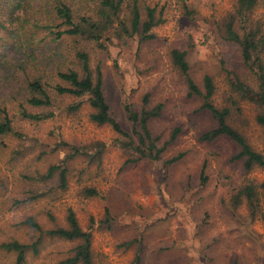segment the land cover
<instances>
[{
	"label": "rangeland",
	"instance_id": "rangeland-1",
	"mask_svg": "<svg viewBox=\"0 0 264 264\" xmlns=\"http://www.w3.org/2000/svg\"><path fill=\"white\" fill-rule=\"evenodd\" d=\"M146 1L165 7L164 21L153 29L156 39L141 41L111 33L110 39H102L107 47L82 37L77 47L88 52L94 72L101 68L112 113L124 128H133L124 105L138 107L150 93L152 106L164 104L163 115L151 122L153 132L161 136L160 144L181 128L163 160L184 156L168 166L162 160L128 162L131 153L116 142L121 136L110 125L90 119L93 109L87 97L53 93L54 104L46 109L53 115L29 121L20 112L23 95L17 100L1 96L0 118L7 112L15 132L0 138V241L31 238V232L20 226L27 216L51 225L47 209L64 224L67 208L73 207L82 227L92 232L95 264H129L137 251L142 264H264V190L258 188L253 217L245 198L237 205L233 202L245 186H259L264 169L248 171L243 160L234 161L238 146L229 138L201 139L216 121L209 111L198 110L202 98L189 96L170 57L174 47L186 50L190 73L201 87L206 74L213 77L212 101L230 107L229 122L264 153V130L256 121L259 108L231 90L223 68L224 63L257 85L239 46L225 40L220 31L235 0ZM250 17L264 30V0ZM77 47L67 50L73 62ZM23 78L17 72L16 88ZM95 141L105 143L100 162L90 163L84 154L63 161L70 147ZM52 164L68 167L67 189L60 186L58 174L48 182L38 179ZM50 187L53 190L44 198L29 199L32 191ZM86 187L96 188L98 195L87 196ZM128 241L134 243L126 247ZM73 245L47 237L41 255L31 257L28 264L53 263L67 256ZM6 260L0 251V264Z\"/></svg>",
	"mask_w": 264,
	"mask_h": 264
},
{
	"label": "trees",
	"instance_id": "trees-1",
	"mask_svg": "<svg viewBox=\"0 0 264 264\" xmlns=\"http://www.w3.org/2000/svg\"><path fill=\"white\" fill-rule=\"evenodd\" d=\"M260 1L235 0V8L225 18L220 31L225 40L239 46L244 63L256 76L255 86L223 63L231 90L258 106L256 121L264 130V30L261 23L250 17ZM164 11L165 7L159 8V3L152 5L146 0H0V98L17 100L23 95L24 100L19 104L21 116L29 121H42L53 115L52 111L46 112L54 104L53 93L87 97L93 109L90 119L99 125H110L121 136L116 142L131 153L128 162L162 160L167 166L175 163L184 153L163 160L164 152L177 139L181 128L176 127L170 139L160 144L161 136L151 127L152 120L163 115L164 104L160 102L152 106L150 93L143 96L138 107L127 102L124 109L133 128L132 131L125 129L112 113L101 68L94 72L88 52L77 47L80 37L105 47L102 39H110L111 33L119 37H139L141 41L156 39L153 29L164 21ZM73 47H77L74 62L68 59L67 52ZM187 54L186 50L174 47L170 52L171 61L183 76L189 96L202 98L198 110L209 111L216 121V126L203 133L201 139L229 138L238 146V152L232 158L234 161L243 160L248 171L256 167L264 169V153L254 149L246 136L229 122L231 108L220 107L212 101L215 92L213 77L206 74L203 87L197 84L190 73ZM17 72L24 75L20 88H16ZM81 101L71 109L77 110ZM14 132L13 120L6 112L0 118V138ZM70 150L63 161L84 154L90 163L100 162L105 143L95 141L82 147L74 145ZM68 173L66 165L52 164L38 174V179L48 182L58 174L60 186L67 189ZM258 188L264 190V180L259 186H245L233 199L237 205L245 198L250 204L252 217L257 213ZM50 189L53 187L32 191L29 199H42ZM84 191L89 197L98 195L94 187H86ZM47 215L51 225L33 215L21 220L20 226L31 232V238L13 236L0 241V251L7 258L4 264H28L31 257L41 255L47 237L74 243L67 256L47 264H95L92 232L82 227L74 208H67L64 224L51 209H47ZM107 220L110 221L109 216ZM133 243L128 241L124 245L128 247ZM142 261V255L137 251L129 264H142Z\"/></svg>",
	"mask_w": 264,
	"mask_h": 264
}]
</instances>
